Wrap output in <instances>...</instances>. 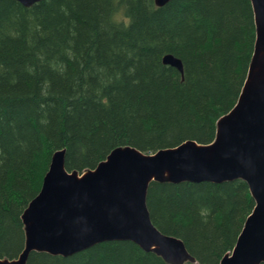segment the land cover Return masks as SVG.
Listing matches in <instances>:
<instances>
[{"label":"trees","instance_id":"trees-1","mask_svg":"<svg viewBox=\"0 0 264 264\" xmlns=\"http://www.w3.org/2000/svg\"><path fill=\"white\" fill-rule=\"evenodd\" d=\"M254 42L250 0H0V258L21 252V214L55 150L82 172L118 146L153 153L211 142ZM146 205L195 259L185 264H219L254 200L239 179L152 182ZM27 264L167 263L131 241H107L67 257L32 252Z\"/></svg>","mask_w":264,"mask_h":264},{"label":"water","instance_id":"water-1","mask_svg":"<svg viewBox=\"0 0 264 264\" xmlns=\"http://www.w3.org/2000/svg\"><path fill=\"white\" fill-rule=\"evenodd\" d=\"M29 7L41 0H16ZM170 0H154L163 6ZM255 42L234 106L216 122L213 141L194 140L152 154L114 148L94 169L65 168V149L52 156L37 195L23 210L24 245L0 264H27L32 252L67 257L107 241H131L167 264L195 262L182 240L157 229L146 205L150 183L242 180L254 200L235 245L219 264L264 263V0H250ZM163 63L183 73L179 59Z\"/></svg>","mask_w":264,"mask_h":264},{"label":"clouds","instance_id":"clouds-1","mask_svg":"<svg viewBox=\"0 0 264 264\" xmlns=\"http://www.w3.org/2000/svg\"><path fill=\"white\" fill-rule=\"evenodd\" d=\"M208 211H209V210H203V211L201 212V215H206Z\"/></svg>","mask_w":264,"mask_h":264}]
</instances>
